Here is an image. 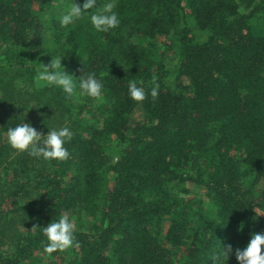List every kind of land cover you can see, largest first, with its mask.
Instances as JSON below:
<instances>
[{
    "label": "trees",
    "instance_id": "trees-1",
    "mask_svg": "<svg viewBox=\"0 0 264 264\" xmlns=\"http://www.w3.org/2000/svg\"><path fill=\"white\" fill-rule=\"evenodd\" d=\"M57 2L0 0V264H213L264 232V0H97L120 19L106 33L98 8L62 27L84 0ZM60 57L71 98L17 89ZM89 74L99 99L79 95ZM23 122L69 127L68 159L10 148ZM65 215L73 246L47 254L42 229Z\"/></svg>",
    "mask_w": 264,
    "mask_h": 264
},
{
    "label": "clouds",
    "instance_id": "clouds-1",
    "mask_svg": "<svg viewBox=\"0 0 264 264\" xmlns=\"http://www.w3.org/2000/svg\"><path fill=\"white\" fill-rule=\"evenodd\" d=\"M97 0H84L82 5L73 3L61 16L59 23L62 27L74 24L84 13L93 8L98 11L90 16V24L97 32L106 33L115 29L120 24L118 13L114 10L116 5L112 2L96 6ZM70 75L62 70L61 57L51 60L43 65L38 79L48 84L58 86L66 97L71 98L77 89V82ZM79 95L93 99L101 97L102 83L93 74L82 77L78 82ZM130 99L142 102L146 98L143 88L138 87L135 81L128 86ZM150 95L158 96V86L150 90ZM73 137L69 127L48 130L46 135L39 133L29 123H20L10 127L6 131V139L10 148L17 152L27 151L34 157L44 160L63 161L68 159L69 152L64 145ZM75 224L65 215L58 220L48 223L43 227L42 235L45 238L44 251L51 254L57 251H64L73 246ZM264 232L253 233L243 248L233 249L231 244H226L220 251L211 257L213 264H226L231 255H235L237 264H264Z\"/></svg>",
    "mask_w": 264,
    "mask_h": 264
},
{
    "label": "rangeland",
    "instance_id": "rangeland-1",
    "mask_svg": "<svg viewBox=\"0 0 264 264\" xmlns=\"http://www.w3.org/2000/svg\"><path fill=\"white\" fill-rule=\"evenodd\" d=\"M99 1H101V0H99ZM63 2H64V0H58V2L56 3L57 4V7H56V9H55V12L56 11H58L59 9H60V7L63 5ZM199 35H201L200 36V38H203V34H199ZM173 55L171 54V52H168V54H167V56H166V59H167V62H172V60H173ZM46 65V64H45ZM42 68H43V65L42 66H39V67H37V70H36V76L35 77H33L32 79H29V80H25V81H19V83H18V88L17 89H19L20 91H23L26 87H30V88H37V89H43L42 87H45L48 83L47 82H44V81H40L39 79H38V76H39V73H40V71L42 70ZM24 97V99H23V102L24 103H26L27 102V100L29 99V98H27L26 96H23ZM28 111V110H27ZM30 125L32 126V127H35L36 128V123H34V124H32V123H30ZM196 193H199V190H197V189H195L194 190ZM191 196H193V195H191ZM190 195L188 196V198H190L191 197ZM195 199H199L198 197H196ZM203 203H205V202H203Z\"/></svg>",
    "mask_w": 264,
    "mask_h": 264
}]
</instances>
